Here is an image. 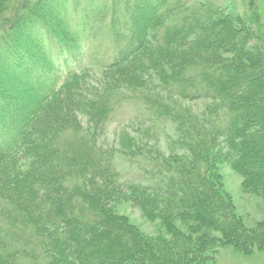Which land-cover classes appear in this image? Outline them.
I'll list each match as a JSON object with an SVG mask.
<instances>
[{
  "label": "trees",
  "instance_id": "1",
  "mask_svg": "<svg viewBox=\"0 0 264 264\" xmlns=\"http://www.w3.org/2000/svg\"><path fill=\"white\" fill-rule=\"evenodd\" d=\"M28 1L0 0V31L11 30L20 14L39 24L33 47L40 57H29L35 73L28 84L43 99H63L69 81L88 71L82 65L87 50L80 36L88 29L94 33L102 8L98 0H86L77 27L66 10L73 0H54V8L62 5L55 13L40 5L47 0H31V7ZM223 2L120 4L127 18L126 47L107 68L128 62L123 70L131 76L118 88L134 89L130 99L121 93L114 100L111 92L117 88H107L85 103L80 101L85 97L72 94L75 99L51 108L49 132L55 136L82 129L80 119L98 115L104 105V123L111 124L128 102L131 111L122 114L126 119L131 112L130 119L136 115L127 123L139 128L137 146L163 144V151L147 158L146 167L140 163L136 173L122 175L113 151L101 146L72 158L60 137H50L42 127L25 132L14 127L21 124L16 116L0 120V165L22 159L26 166L19 178L0 173V264H209L218 240L212 232L242 252L264 247V225L244 227L215 173L219 162H230L264 194V39L219 22ZM40 7L57 19L56 33ZM51 46L65 57V66ZM16 179L28 181L37 197L20 196ZM25 200L36 208H27ZM122 200L131 201L150 220H160L161 233L143 235L115 216L113 206ZM15 230H26L31 242L20 246Z\"/></svg>",
  "mask_w": 264,
  "mask_h": 264
},
{
  "label": "rangeland",
  "instance_id": "2",
  "mask_svg": "<svg viewBox=\"0 0 264 264\" xmlns=\"http://www.w3.org/2000/svg\"><path fill=\"white\" fill-rule=\"evenodd\" d=\"M47 1L48 2L45 1L40 5L46 8L50 6L54 13L55 9L58 7L61 10V4H59L61 6L58 7L55 5L56 7L54 8V0ZM62 1L63 0H61V2ZM66 1L69 3L68 0ZM126 1L128 0L97 1L102 9L96 16L97 20L94 22V33L88 32V29L87 32H84V34L80 36V40L83 41V48L87 50L85 55L86 58L84 63L82 60V65L87 67L88 71L81 74V76H78L76 79L69 81L67 85V87L69 86L66 92L67 95H65L63 99H43V97L36 92L37 89L28 84V79L31 75L34 76L35 73V67L31 64L32 60L30 61L29 57H32L34 54L40 57V54L37 53L33 47V33L35 30L40 29V26H38L39 24L33 23L28 14H20L17 18V23L13 25L11 30H1L0 120L5 118L11 121L16 116L17 119L19 118L21 120L19 126L15 124L14 127L16 129L20 128L25 130V132H30V130L38 126V128L42 127L41 129L46 131V133H52L49 132L48 123V120L50 121L51 118L49 115L51 108L61 104L60 102L63 100L75 99L72 97L73 95L75 97H85L84 100L79 99L81 102L85 103V101H88V96L89 99H93L96 96H103L104 93H107L105 90L107 88H117L114 92H111L112 96L115 97L123 93L120 96L121 98L130 99V91L134 92V89L124 90L118 88L127 81L124 79H129L131 76L129 71L123 70L128 62L123 64L120 68H107L108 65L116 61L118 55L120 56L122 54L123 51L121 49L126 47V42L123 39L128 35L126 29L127 18L125 12H120V4L123 6V3ZM192 1L200 4L210 0ZM224 2L222 4H224L223 8H225V12L222 15V20L219 22L223 23L224 21L226 23V28L231 27L234 29L241 28V30H249L255 37L264 39V0H225ZM28 3H32L31 0H29ZM39 3L40 2L34 3V5L37 6ZM85 3L86 0H73V4L70 5L69 3L66 5V10L68 11L67 16L70 17L71 22L77 23V27L80 23L78 17L82 14L81 12H83L84 9L83 4ZM32 5L33 3L28 7ZM79 6L80 12L77 13ZM42 7H40L41 14H45V12L42 11ZM28 9L29 8H27L25 12H27ZM52 16L53 14L51 17L47 16V19H49L48 23L51 25V30L56 33L54 24L57 19ZM114 33H117V35L114 36ZM51 51L57 61H60V64L65 66V57L60 56L53 46H51ZM64 66H62L63 69L65 68ZM120 70L123 71L120 72ZM63 78H65V75L61 77L59 83H61L60 81H62ZM80 78H84L82 83H80ZM117 98L119 97L113 99L116 100ZM119 100L121 101V99ZM133 106L134 109H136L134 104ZM104 110L105 105L100 109L98 115H92L91 118H81L80 121L83 122L82 129L61 130L55 132V136L53 132L50 137L53 136L54 139H56L55 137H60L58 141L64 150L71 153L72 158H76L75 156L84 153L88 154V152H95L92 149L93 145H96V148L101 146L105 150L113 151L112 154L118 166V171L126 177L132 172L136 173L138 168L146 167V159L155 157L154 152H156V150L163 151V144L157 145L153 143L145 148H141V145L137 146L140 140L139 133L137 132L139 128L127 123L129 120L132 121L136 115H133V118L130 119L132 117L131 112V117L127 116L126 119V115L122 114L131 111L128 102L125 103L119 111L122 116L118 115L116 120H113L111 124L107 122L104 123L107 119ZM134 128L136 130H134ZM97 136L99 137L98 140L96 139ZM7 162L8 165H0V173L4 175L11 176L14 174L17 178L21 172L26 170V166L22 159H19L18 163ZM140 163H143V166H140ZM32 168L33 167H31V169ZM33 170H35V168H33ZM215 173L222 192L230 200L237 217L241 219L244 227L247 230H254L260 225H264V194L258 192V189L254 188L255 186L242 177L230 162H219L215 166ZM0 176L2 175L0 174ZM31 176H35L32 170L29 173V177ZM15 182H20L19 184H21L22 188L18 192L20 196L25 198L37 197L35 189L32 191V188L28 186V181L24 183L26 180L21 181V179H16ZM25 202H27V200L24 201V204ZM27 203L30 205L29 202ZM26 206L29 209L36 208L32 206L30 208L28 205ZM113 207L115 216L124 217L128 224L137 227L143 235L157 237V235L161 233V221L155 219L150 220L149 218L151 216L145 215L139 208L134 207L131 201L122 200ZM37 211L40 210L38 209ZM151 215L154 216L155 214ZM25 231L26 230H15L13 234L15 241H17L20 246L27 241L28 244L31 242V238ZM211 236L216 237L218 240H216L215 244L211 247V260L209 264H264V247L255 248L251 253H246L238 250L231 244H227L219 232H212ZM168 238L171 237L168 236Z\"/></svg>",
  "mask_w": 264,
  "mask_h": 264
}]
</instances>
